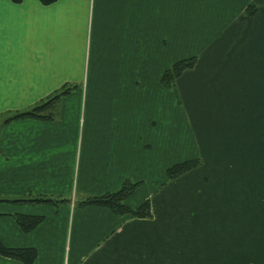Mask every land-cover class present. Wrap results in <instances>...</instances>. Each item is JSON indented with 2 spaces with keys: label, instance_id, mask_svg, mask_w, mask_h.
<instances>
[{
  "label": "crops",
  "instance_id": "1",
  "mask_svg": "<svg viewBox=\"0 0 264 264\" xmlns=\"http://www.w3.org/2000/svg\"><path fill=\"white\" fill-rule=\"evenodd\" d=\"M191 57L165 88L162 74ZM65 85L55 120L0 129L4 245L34 248L36 264H184L205 249L202 264H264V115L246 114L264 109V0H0V114ZM194 158L199 167L168 180L170 165ZM210 173L224 174L213 183ZM126 180L141 187L125 203L149 200L150 218L75 206ZM232 186L250 188L239 230L226 211ZM28 194L69 201H4ZM15 214L43 220L25 233Z\"/></svg>",
  "mask_w": 264,
  "mask_h": 264
},
{
  "label": "trees",
  "instance_id": "2",
  "mask_svg": "<svg viewBox=\"0 0 264 264\" xmlns=\"http://www.w3.org/2000/svg\"><path fill=\"white\" fill-rule=\"evenodd\" d=\"M20 2L21 0H12ZM43 4H50L55 0H40ZM248 12L253 14L254 7L248 8ZM196 64V58H185L175 61L160 77V83L168 89L176 90L177 79L189 69H192ZM73 87L65 85L53 95L47 97L40 103L24 111L16 112L8 117H4L1 121L0 127L17 119L34 118V119H48L55 120L57 116V108L62 97L71 93ZM200 158L185 160L172 166L166 170L169 180H174L183 174H186L201 165ZM140 182H132L126 180L122 186L114 191L108 192L101 196H85L75 202L78 208L89 206H103L108 207L117 216H131L134 218H150L152 216L150 202L147 200L137 208L129 207L125 201L134 194L136 189L140 186ZM3 200V199H2ZM0 200V201H2ZM8 203H26V204H46L60 206L69 201V199L57 198L47 195H32L28 194L19 198L5 199ZM14 218L18 226L25 233L34 230L43 220L42 216L15 214ZM0 255L18 260L23 264H36L37 251L34 248H11L3 244L0 239Z\"/></svg>",
  "mask_w": 264,
  "mask_h": 264
},
{
  "label": "rangeland",
  "instance_id": "3",
  "mask_svg": "<svg viewBox=\"0 0 264 264\" xmlns=\"http://www.w3.org/2000/svg\"><path fill=\"white\" fill-rule=\"evenodd\" d=\"M29 109V108H28ZM58 109V108H57ZM26 110V109H24ZM24 110H17V111H9V112H5V113H2L0 114V124H1V121L3 120L4 117H8L16 112H20V111H24ZM248 115H250L252 118H259V119H263V116L262 114L264 115V109H248L247 113ZM261 114V116H260ZM244 114L240 113V112H237L236 114H234V116H243ZM256 116V117H254ZM242 122V121H241ZM241 122H239V124L237 125H241ZM1 129V127H0ZM243 129V128H242ZM171 166V165H170ZM240 172V171H238ZM165 174H166V171H165ZM217 174V178H214V176ZM224 173H215V175H213V173H210V178H208V181H212L213 183H215V181H221V179H218V176L222 175ZM237 177H236V180H235V183L234 185H236V182H239V181H242L243 180V177L242 175H244L243 173H237ZM241 174V177H239V175ZM184 175V174H183ZM182 176V175H181ZM180 176V177H181ZM257 177V176H256ZM168 178V177H167ZM210 179V180H209ZM258 179V177H257ZM260 179H264V174H262V176L260 177ZM169 180V179H168ZM207 180V179H206ZM136 183V182H134ZM250 186H252V191L255 190V186L260 184V181L258 179L257 182H255V179L254 177L250 179V182H249ZM151 185H154V182L151 183ZM263 185V184H262ZM204 186V185H203ZM201 186V187H203ZM141 187V184L140 186L136 189V190H139V188ZM150 188H146L147 190H151L152 189V186H149ZM204 190H207L206 187H203ZM202 189V190H203ZM200 190V189H199ZM242 190H245L247 194H250V188L248 186V188H242V187H237V186H232V191H231V195L235 194V196L237 197L236 199H233L232 201H230L227 205V212L229 214H233L232 216L235 217L234 221H233V226H232V229L234 228V230L236 229H240L242 228V225L246 226L247 225V222L250 221H246L244 224L241 223V220L244 219V220H247L245 217L249 216L248 215V211H246V209L244 208L242 210V208H240V206L238 205L239 201V197H241V195H244V193L242 192ZM236 191V192H235ZM257 191H260V189H256V192ZM136 192V191H135ZM153 192V191H152ZM235 192V193H234ZM203 193V192H201ZM226 195V194H225ZM147 201V200H146ZM149 201V200H148ZM150 202V201H149ZM150 206H151V203H150ZM230 207L231 209L235 207V210H230ZM152 210V209H151ZM152 213V212H151ZM228 214L227 217H229L230 215ZM242 216V218H241ZM232 221V220H231ZM236 237H234L233 240H235ZM239 241V239H238ZM241 241V240H240ZM189 250V248L187 249ZM236 250L238 253H241L242 250L240 248V243L239 244H236ZM191 252H188V253H184L183 255V262L184 264H202L204 263V260L206 259V249L204 251H201V252H198V251H195V250H190Z\"/></svg>",
  "mask_w": 264,
  "mask_h": 264
}]
</instances>
